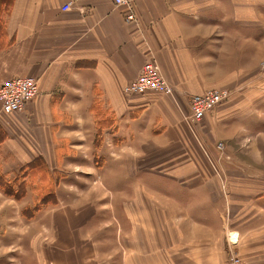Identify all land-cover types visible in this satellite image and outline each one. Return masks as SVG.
<instances>
[{"label": "crops", "instance_id": "1", "mask_svg": "<svg viewBox=\"0 0 264 264\" xmlns=\"http://www.w3.org/2000/svg\"><path fill=\"white\" fill-rule=\"evenodd\" d=\"M6 2L0 12V84L30 76L39 92L21 113L0 118V183L14 193L24 185L18 199L0 187V248H18L21 241L39 248L40 234L50 238L55 227L69 222L70 210L54 208L70 202L75 177L76 185L86 186L85 196L96 183L103 186L97 194H117L110 199L115 239L84 237L81 249L92 251L79 264H224L223 212L231 195L216 192L212 177L197 178L200 165L206 166L193 154L183 160L169 154H182L184 141L197 154L177 108L182 97L231 86L241 70L253 71L262 61L264 0H130L136 22H126L125 6L114 0ZM147 52L158 58L173 95L151 91L127 100L121 88L138 76ZM96 153L105 160L97 163ZM159 167L179 190L156 198L146 193V182L132 179ZM120 175L135 186L112 189L108 184L118 183ZM263 197L252 198L257 205ZM43 199L48 202L32 210ZM134 203L144 207L146 224L135 223ZM28 208L31 218L23 214ZM258 210L248 219L244 210L239 215L236 233L245 264H264V227L253 229L264 223V209L260 215ZM93 223L80 225L89 237L97 231ZM10 235L18 241L3 243ZM57 263L72 264L65 258Z\"/></svg>", "mask_w": 264, "mask_h": 264}, {"label": "rangeland", "instance_id": "2", "mask_svg": "<svg viewBox=\"0 0 264 264\" xmlns=\"http://www.w3.org/2000/svg\"><path fill=\"white\" fill-rule=\"evenodd\" d=\"M4 13L5 10L3 15H5ZM147 61L156 62L161 70L158 58L154 52H147V58L144 63ZM246 69L247 67L237 74V77L231 82V86L227 87L225 85L213 88L220 91L223 89L228 95L220 104L207 112L198 121H193L190 117L192 111L191 95L182 97L181 104L177 108L181 115L180 119L188 132L190 143L194 146L193 149L196 148L197 154L189 147L190 145L188 146L186 141L183 142L182 150L184 151H182V154H169L173 160H183L188 158L190 154H193L192 157H195L198 162H202L206 166V169L201 170L200 165L196 175L197 178L203 176L204 173L206 176L213 178V187L216 192L231 195L228 206L223 212V224L227 227L226 244L228 246V260L224 264H227L233 255L240 258L245 264L239 253L241 243L238 233H236V229L239 226V215L244 210L242 216L248 219L249 217H254L255 213H257L256 208L261 210L262 207L264 209V199L257 201L256 205L253 200L254 198H252L254 195H258L259 197L264 196V103L261 102V100H264V57L255 66L253 71L248 72ZM141 70L142 67L140 72ZM137 77H132L121 88V94L127 100L146 95L147 93L136 94L126 92V85L131 81H135ZM166 82L170 84L167 80ZM259 87V91H251ZM155 93L162 94L159 92ZM102 110L104 111V109ZM21 111L16 113L19 114ZM16 120L18 119H13L14 124H17ZM30 123L31 125L35 124L34 121ZM183 137L181 140H184ZM94 155L97 163L105 160L101 154L96 153ZM152 160L158 161L157 158H153ZM88 161H90V157H88ZM87 168L89 173V170H92L91 164ZM17 176L19 179L23 177V170H19ZM55 176L57 178V173ZM169 177L166 174V170L159 167L156 169H142L134 175L132 180L134 183L139 181L146 182V193L158 198L160 194H173L179 190ZM103 179L106 182L109 181V178ZM117 179L119 180L118 183H113V185L108 184L112 189L127 190L129 187L135 186L132 185L133 182L127 183L124 175H120ZM72 183L71 188L75 191V194H71L70 202L66 201L61 206L54 208L56 213H62L66 209L70 210L69 222L68 220L62 222L61 226H59L60 230L55 227L53 232L48 233L50 238L47 235L40 234L38 236V239L41 241L39 248H33L32 246L25 247L24 241L17 243L18 248H0V264H30L33 258L36 259L35 262L37 264H46V259L48 261L47 264H59L57 263L58 258H65L66 262L70 259L72 264H79L80 260L86 257L89 251H92L81 249L80 242L85 240L84 237L86 239H102L105 241L115 239L111 233L117 219L111 216L110 199L116 201L117 194L113 190L109 192L107 190H100V193L97 194L98 190L96 187L103 189V186L96 183V185L90 186L91 189L87 191V196H85L82 191L85 190L86 186L76 185L78 183L75 177H72ZM35 191V194L38 195L37 189ZM127 194H130V192ZM245 197L247 198L246 201L244 200ZM146 204L149 205L151 202L146 201ZM245 204L247 205L246 208H244ZM133 206L136 210V216H134L135 223L138 225L146 224V217H142L141 214L142 208H144L142 204L138 205L134 203ZM138 208H140V211L137 213ZM258 214L260 215L261 213L259 212ZM86 220L93 221V224L96 226L93 228L97 230L94 231L96 234L90 237L87 236L88 232H83V229H80V225H84ZM259 220L262 223L264 217H261ZM119 221L118 224L120 223ZM45 223L44 221L43 224ZM251 226L246 227L248 228L247 230H251ZM263 227L264 223L257 224L253 229L256 232H260ZM243 233L245 234V232ZM2 241L3 243L15 244L18 240L15 236L10 235L5 236Z\"/></svg>", "mask_w": 264, "mask_h": 264}, {"label": "built area", "instance_id": "3", "mask_svg": "<svg viewBox=\"0 0 264 264\" xmlns=\"http://www.w3.org/2000/svg\"><path fill=\"white\" fill-rule=\"evenodd\" d=\"M117 5L126 8L124 18L126 22H136V16L130 0H114ZM70 3L62 6V10H68ZM127 93L143 94L148 91L173 95V89L164 79L158 64L147 61L135 81H131L125 87ZM39 92L38 81L33 77H12L0 84V118L21 111L25 105L36 97ZM227 92L222 89L206 90L204 93L191 96L192 111L191 120L198 121L214 109L227 97ZM227 264H244L240 258L232 256Z\"/></svg>", "mask_w": 264, "mask_h": 264}, {"label": "trees", "instance_id": "4", "mask_svg": "<svg viewBox=\"0 0 264 264\" xmlns=\"http://www.w3.org/2000/svg\"><path fill=\"white\" fill-rule=\"evenodd\" d=\"M6 1H7V0H0V12L3 11V10H2V6H3L5 3H7ZM0 187H2V188L5 189L6 194H8V195H13L16 199H18V198H20V197L22 196V192H21V191L24 192V185L18 186L19 189H18V191L15 192V193H14L13 190H12V186L9 185V189H8L7 187L4 186L3 182L0 183ZM47 202H48V201L45 200V199L39 201V203L36 204V205L33 207L32 210L36 211L41 205H44V204H46ZM56 203H57V200L54 198V200H53V204H56ZM32 210H29V208L26 209V210H24V212H23L24 216L27 217V218H31V217H32Z\"/></svg>", "mask_w": 264, "mask_h": 264}]
</instances>
